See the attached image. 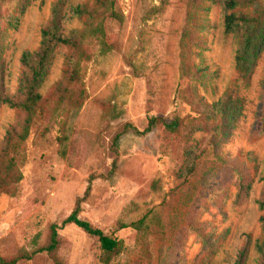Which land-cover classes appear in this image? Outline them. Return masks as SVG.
<instances>
[{
    "label": "rangeland",
    "instance_id": "rangeland-1",
    "mask_svg": "<svg viewBox=\"0 0 264 264\" xmlns=\"http://www.w3.org/2000/svg\"><path fill=\"white\" fill-rule=\"evenodd\" d=\"M188 1L114 0L121 18L108 17L90 30L79 81L58 108L36 116L18 154L23 179L14 194L0 196V255L39 249L53 223L61 264H234L248 233L264 237V23L241 72L235 34L226 31L222 7L215 5L214 26L201 33L215 78L195 89L210 102L222 99L223 112L199 115L203 128L188 140L166 134L159 123L144 135L123 134L117 153L112 149L127 123L144 130L153 115L168 122L197 115L183 94L180 43ZM53 2L28 0L17 28L0 17V57L11 91L21 54L39 47ZM260 6L264 0H254L251 9ZM7 10L1 3L0 12ZM67 19L68 28L84 27L83 20ZM68 52L56 50L41 87L45 97L61 80ZM23 117L0 105V141ZM115 158L118 169L110 175ZM91 175L80 216L123 242L109 263L96 236L62 225ZM249 262L257 264L253 249ZM18 264L56 263L37 251Z\"/></svg>",
    "mask_w": 264,
    "mask_h": 264
},
{
    "label": "trees",
    "instance_id": "trees-1",
    "mask_svg": "<svg viewBox=\"0 0 264 264\" xmlns=\"http://www.w3.org/2000/svg\"><path fill=\"white\" fill-rule=\"evenodd\" d=\"M28 0H0V4H7L6 13L0 12L8 28H17L23 6ZM164 3V1H163ZM254 0H189L185 27L181 38L183 94L186 97L196 116L189 122L180 116L166 121L161 116H151L148 126L144 130L130 123L124 125L123 130L113 139L112 149L117 153L120 139L123 134L134 132L144 135L152 131L156 125L162 123L166 134L190 139L195 131L203 128L198 121L199 115L211 117L218 116L223 112V100L208 101L205 96L200 95L195 85L215 78V70L211 69L206 54V40L202 32L208 31L214 24L210 20V12L215 5L222 7L224 14V25L227 32L235 34L237 68L243 72L249 53L253 45V36L257 27L264 23V6L252 10ZM67 10V11H66ZM69 10V12H68ZM67 15L83 20L84 27L67 26ZM121 18L114 7V0H86L72 4L70 0H54L51 5V14L47 24L41 30L40 45L35 50L26 49L21 54V72L18 84L14 91L8 88L7 70L5 61L0 57V105H7L24 114L19 124H12L0 141V196L4 193L14 194L16 186L23 179L18 154L23 143L28 138L30 128L36 116L42 112H48L58 108L62 102L71 94L80 79L82 58L87 56L84 40L93 26L106 18ZM96 24V25H95ZM68 48L65 55L64 70L61 80L53 90L45 97L41 91L42 84L49 75L51 62L58 48ZM197 56L198 62L193 59ZM82 101H77L81 106ZM216 138L211 133L210 139ZM189 154V152H188ZM193 154V153H190ZM196 162L188 169L193 173ZM118 169V159L113 160L110 175ZM96 178L91 175L86 191L76 199L73 211L63 220L62 225L73 223L90 235L96 236L102 249V258L109 263L111 258L117 255L123 248V242L112 235L106 234L102 229L95 227L86 219L81 218L83 202L88 197L92 181ZM260 207L264 209V196L260 200ZM264 226V214L260 218ZM59 225L53 223L50 226L48 241L39 249L13 256L0 255V264H18L29 260L37 252H47L56 264H61L57 251L60 244ZM257 254V264H264V237L254 238L251 233L247 234L245 243L240 248L234 264H249L251 250Z\"/></svg>",
    "mask_w": 264,
    "mask_h": 264
}]
</instances>
